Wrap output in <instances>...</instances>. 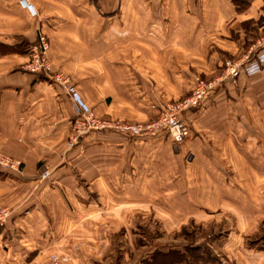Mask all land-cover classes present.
Masks as SVG:
<instances>
[{"label":"crops","instance_id":"crops-1","mask_svg":"<svg viewBox=\"0 0 264 264\" xmlns=\"http://www.w3.org/2000/svg\"><path fill=\"white\" fill-rule=\"evenodd\" d=\"M25 1L35 9V16H30L18 0H0V151L21 163V171L12 173V178L0 177V185L9 187H0V193H13L10 197L15 201L13 217L0 226V264H43L54 242L61 246L67 224L76 221L62 217L71 208L77 216L91 184L103 182L101 161L93 165L99 168L93 179L83 175L86 164L81 141L85 139L72 147L65 144L73 115L69 96L48 75L22 69L38 32L49 40L52 70L68 78L95 115L142 121L154 118L146 105L166 95L164 89L186 88L194 73L214 71L221 55L235 54L238 46L234 41L248 34L244 24L264 23V0H243L241 4L233 0ZM253 46L255 50L264 47ZM239 53L237 58L242 62L245 54ZM237 77V97L221 102L228 104V109L237 105L236 111L223 114L225 127H194L177 145L165 132L143 136L95 133L96 137L116 139L106 145L111 153L109 179L115 184L112 197H134L129 194L135 188L124 186L149 183L151 166L178 165L175 159H149L151 147L159 150L160 144L154 142L168 144L172 157L188 150L184 161L189 167L236 169L228 183L239 189L242 184L243 195L248 198L253 190L245 188L241 169L252 168L249 183L260 186L261 196L264 63L257 73ZM208 105L214 109L213 101L206 103V110ZM215 149L225 151L229 159L209 160L207 152ZM97 188L93 190L99 194ZM209 192L206 196L214 200L203 206L206 209L216 199L224 201L220 189ZM192 196L201 195L197 192ZM223 205L215 206L221 209L218 206ZM259 216H264V211ZM235 218L234 229L221 238L220 248L232 256L233 264H254L248 257L255 254L262 259L264 251L244 247L242 239L256 231V218L249 222ZM62 248L84 261L92 252L81 253L76 243L67 242Z\"/></svg>","mask_w":264,"mask_h":264},{"label":"rangeland","instance_id":"rangeland-1","mask_svg":"<svg viewBox=\"0 0 264 264\" xmlns=\"http://www.w3.org/2000/svg\"><path fill=\"white\" fill-rule=\"evenodd\" d=\"M260 25L262 27L258 29ZM243 27L248 34H245L242 39L234 41L238 46L237 51L240 50L239 55L245 54L243 61H238L237 51L232 55H224V57L221 55L220 64L215 67L214 71L194 73L188 87L164 89L166 95H160L158 98L153 99L156 101L155 103L146 105L147 110L154 115V118L158 105L163 102L175 101L187 95L194 81L198 78L211 82L212 86L197 107L186 110L181 114V120L186 127L187 138L189 137V130L194 127L222 128L226 126L222 121L223 114L236 111L235 107L237 105L231 104L229 107L232 108L228 109V104L223 106L221 102L229 96L237 97V76L243 74L242 67L244 64L259 51L255 50L253 45L264 46V23L247 22ZM218 51L222 53L220 49ZM227 61L238 65L235 74L229 75L226 71ZM209 101L214 102V109H211V105H208L209 109L206 110V103ZM96 117L100 120H106L97 115ZM113 120L125 123L150 121L149 119L142 121ZM94 134L88 135L84 138L85 140L81 141L84 144L81 148L82 160L86 164L83 175L87 179H93L94 172L97 169L93 165L101 161L103 163V182L101 185L91 184L90 191L88 190L89 192L85 198L84 208L80 206V213L77 216L71 208L69 214L62 217L64 221H76L67 224L66 232L62 233L61 246H58L60 242L55 241V245L47 251L43 264H47L51 255H57L62 264H159L160 259L157 255L159 251L182 249L189 245L201 243H205L210 247L211 253L215 257L212 264H233L234 259L232 256L230 254L227 256V252L221 250L220 241L228 230L234 229L236 216L247 222L256 218V231L244 235L242 243L244 247L251 248L254 251L259 250V248L264 251V216H259L260 211H264V166L261 170L263 181L261 196H258V187L260 186L249 183L252 168L241 169L244 175L242 173L240 175L245 177V188L248 190L251 187L253 190L251 198H248L243 195L242 184H240L239 189L237 185L228 183L236 169L223 168L222 166V168L189 167L185 165L184 161L188 150L172 157L168 144L154 142V144H160L159 150L157 151V148L151 147L149 159L153 161L162 158L171 161L175 159L178 165L175 168L173 165H167L164 168L162 166H151L149 183L140 186L131 184L124 186L125 188L129 185L128 187L131 190L139 187L137 190L134 189L130 192L129 195L134 197L115 199L110 193L115 184L112 185L109 179L111 153L106 150V147H108L106 145L116 141V139L113 137H96ZM163 146L166 148L165 153L161 151L164 149ZM214 148H217V146L214 145ZM158 154H160V157ZM207 154L209 160L223 162L229 159L227 153L221 150H210ZM260 155H262V161H264V152ZM205 159L198 158V160L203 161H206ZM97 170L99 171V168ZM12 176L10 172L0 171V177L12 178ZM0 187L1 189L4 187L9 188L8 184L6 186L4 184L3 186L0 185ZM92 187H98L97 191L101 190V192L96 194ZM192 189H194V192L190 193ZM205 189L208 191L205 192ZM219 189L223 194L224 201L216 199L217 202H214L210 209L203 207L207 205L206 203H211L214 200L206 196L207 192L209 194L210 190ZM197 192L201 195L200 197L195 198L192 196ZM11 194L13 193H0V207L6 208L9 212L1 226L6 225L14 215L12 203L15 201L11 198L13 196L10 197ZM220 203L224 204V207L218 206L221 209L216 207ZM60 207L58 203H55L57 210L61 211ZM76 217L77 219H75ZM67 242L76 243L80 246L81 248L78 250L81 253L92 251L91 253L95 256L89 253V260L84 261V258H81L82 256L70 255L71 252L62 248L67 245ZM248 258L247 260L255 262L254 264H264L261 263V261L264 262V258L261 259L255 254L250 255Z\"/></svg>","mask_w":264,"mask_h":264},{"label":"built area","instance_id":"built-area-1","mask_svg":"<svg viewBox=\"0 0 264 264\" xmlns=\"http://www.w3.org/2000/svg\"><path fill=\"white\" fill-rule=\"evenodd\" d=\"M18 4L26 9L30 16H35L36 11L33 6L25 0H18ZM50 43L43 32H38L35 40L29 45L27 50V61L22 69L30 74H45L49 78L61 85L65 93L69 96L73 115L69 130L66 136V145L72 147L80 140L88 137L92 133L103 131H116L129 136L150 135L157 132H165L173 144H179L186 135V127L181 120V114L199 105L202 98L211 88V82L196 79L187 95L177 100L163 102L157 107V113L153 120L125 123L113 119L100 120L96 117L91 107L86 104L78 95L75 87L68 78L60 71L51 68L48 57ZM264 63V47L257 51L252 59L242 67L245 75H253L260 70ZM238 65L226 62V71L229 75L237 72ZM153 107V106H152ZM20 161L0 152V171L19 173L21 171ZM46 171L44 175H46ZM6 208L0 207V226L8 216ZM47 264H62L57 255H51Z\"/></svg>","mask_w":264,"mask_h":264},{"label":"trees","instance_id":"trees-1","mask_svg":"<svg viewBox=\"0 0 264 264\" xmlns=\"http://www.w3.org/2000/svg\"><path fill=\"white\" fill-rule=\"evenodd\" d=\"M241 4L243 0H233ZM159 264H212L215 260L210 247L205 243L187 246L182 249L159 251Z\"/></svg>","mask_w":264,"mask_h":264}]
</instances>
